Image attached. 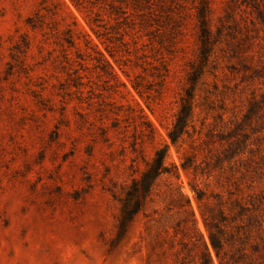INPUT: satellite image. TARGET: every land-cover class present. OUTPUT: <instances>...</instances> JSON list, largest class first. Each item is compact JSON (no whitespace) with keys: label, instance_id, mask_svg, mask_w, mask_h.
I'll return each mask as SVG.
<instances>
[{"label":"rangeland","instance_id":"rangeland-1","mask_svg":"<svg viewBox=\"0 0 264 264\" xmlns=\"http://www.w3.org/2000/svg\"><path fill=\"white\" fill-rule=\"evenodd\" d=\"M162 1L0 0V264H264V0Z\"/></svg>","mask_w":264,"mask_h":264},{"label":"trees","instance_id":"trees-1","mask_svg":"<svg viewBox=\"0 0 264 264\" xmlns=\"http://www.w3.org/2000/svg\"><path fill=\"white\" fill-rule=\"evenodd\" d=\"M134 9L137 11V14L139 16H145L146 13H150L153 15H157L159 13H162L164 8H166V3H163L162 0H159L158 3H154L153 0H132ZM155 6V7H154ZM212 10V6L210 5V2L207 0H201L200 5L197 7V18L199 21V27L201 29V40H202V49H201V63L206 62L208 60L209 54V46L212 42V37L210 35V26H209V16L210 12ZM169 16L172 19H178L181 15H178L176 13H170ZM145 19V18H144ZM146 25L148 26L149 21H144ZM150 26V25H149ZM200 71L196 72V74L193 75L191 81L197 82V75ZM201 74V72H200ZM190 98H193V92H188ZM192 113V108L188 105L185 106V110L183 112V116L179 115L178 120L180 124H183L184 127L187 126V123L189 121V118ZM182 114V113H181ZM171 139L174 141L177 139L178 135H173V133H170ZM163 152H157V158H155V164L152 166L151 169H147L145 171L141 178L131 185V187L127 190L126 197L123 200V224L129 221L136 213H138L143 203L146 201L147 197L150 194L152 185L154 184V181L156 177L163 172Z\"/></svg>","mask_w":264,"mask_h":264}]
</instances>
